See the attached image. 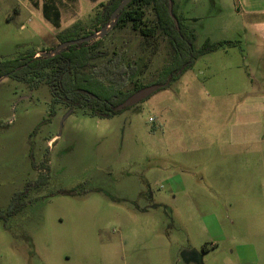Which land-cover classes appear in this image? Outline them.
<instances>
[{
    "label": "rangeland",
    "instance_id": "rangeland-1",
    "mask_svg": "<svg viewBox=\"0 0 264 264\" xmlns=\"http://www.w3.org/2000/svg\"><path fill=\"white\" fill-rule=\"evenodd\" d=\"M106 1L0 0V59L48 49L72 25L94 32ZM173 1L196 47L230 43L110 117L62 104L50 115L45 83L0 77V210L44 181L0 218V264H264V158L251 150L250 112L264 84L260 15L240 0ZM124 27L102 44L149 82L166 38Z\"/></svg>",
    "mask_w": 264,
    "mask_h": 264
},
{
    "label": "trees",
    "instance_id": "trees-1",
    "mask_svg": "<svg viewBox=\"0 0 264 264\" xmlns=\"http://www.w3.org/2000/svg\"><path fill=\"white\" fill-rule=\"evenodd\" d=\"M120 1L100 3V10L89 22L95 31L110 23V14ZM47 6L43 5L44 13ZM147 9L153 15L152 21H147ZM124 26L138 32L143 39L156 34L166 38V61L149 82L141 80L142 73L140 68L136 69L135 60L122 61L115 47L102 44L110 33L102 38L69 45L51 56L37 55L38 50L28 48L17 57L0 59V77L8 76L31 87L45 83L51 96L50 115L54 114L56 104H62L70 112L78 109L91 116L107 118L126 108L117 109L116 106L132 92L149 84L160 85L155 91L164 89L190 68L198 55L222 46L224 42L230 43L205 41L202 46L196 47L194 34L176 14L173 0H130L119 11L112 28L123 29ZM75 29L76 25H72L58 32L59 42L92 33V30L81 32L80 29L77 32ZM54 46L41 51L51 50ZM42 167L45 169L46 164L42 163ZM42 184V178L27 182L23 190L12 195L6 209L0 210V218L5 222L8 217L17 214L26 205L30 190Z\"/></svg>",
    "mask_w": 264,
    "mask_h": 264
},
{
    "label": "crops",
    "instance_id": "crops-1",
    "mask_svg": "<svg viewBox=\"0 0 264 264\" xmlns=\"http://www.w3.org/2000/svg\"><path fill=\"white\" fill-rule=\"evenodd\" d=\"M240 2V6L246 13L260 15L261 20H257L254 25H257L259 30L264 28V0H245L244 2L240 0ZM259 38L264 42V35L260 34ZM253 90L255 97L251 99L252 109L250 110L253 117L251 150L254 155L264 158V84L255 86Z\"/></svg>",
    "mask_w": 264,
    "mask_h": 264
},
{
    "label": "water",
    "instance_id": "water-1",
    "mask_svg": "<svg viewBox=\"0 0 264 264\" xmlns=\"http://www.w3.org/2000/svg\"><path fill=\"white\" fill-rule=\"evenodd\" d=\"M130 0H121L118 5L114 8V10L111 12L110 14V23L109 24H105L102 27L99 28V30L96 32H92L86 36L83 37H78L75 39H70V40H64V41H60L58 44H56L51 50L48 51H40L37 55H44V56H51L56 54L58 51L62 50L63 48L78 43V42H87L90 41L92 39H95L97 37H103L106 33V31H108V29H110L116 18L117 15L119 13V11L129 2ZM98 33V35H97ZM4 77V76H2ZM159 84H149L146 85L134 92H132L130 95H128L121 103H119L116 108L117 109H121L124 106H129L132 105L140 100H142L144 97H146L147 95H149L150 93H152L153 91H155L156 89L159 88ZM70 110H68L67 113H69Z\"/></svg>",
    "mask_w": 264,
    "mask_h": 264
}]
</instances>
